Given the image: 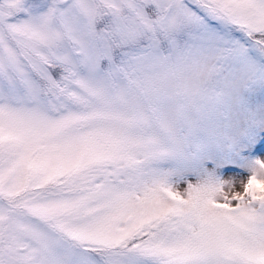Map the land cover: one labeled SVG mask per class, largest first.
Listing matches in <instances>:
<instances>
[{
    "label": "snow or ice",
    "instance_id": "snow-or-ice-1",
    "mask_svg": "<svg viewBox=\"0 0 264 264\" xmlns=\"http://www.w3.org/2000/svg\"><path fill=\"white\" fill-rule=\"evenodd\" d=\"M0 264H264V0H0Z\"/></svg>",
    "mask_w": 264,
    "mask_h": 264
}]
</instances>
